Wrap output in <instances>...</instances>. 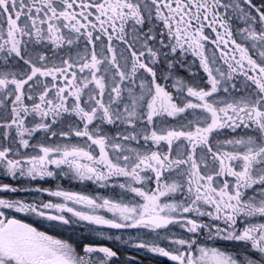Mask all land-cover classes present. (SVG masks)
<instances>
[{"label":"snow or ice","instance_id":"snow-or-ice-1","mask_svg":"<svg viewBox=\"0 0 264 264\" xmlns=\"http://www.w3.org/2000/svg\"><path fill=\"white\" fill-rule=\"evenodd\" d=\"M0 264H264V0H0Z\"/></svg>","mask_w":264,"mask_h":264}]
</instances>
